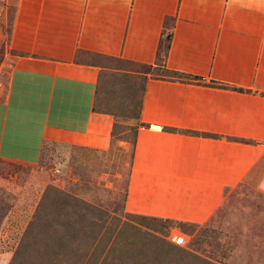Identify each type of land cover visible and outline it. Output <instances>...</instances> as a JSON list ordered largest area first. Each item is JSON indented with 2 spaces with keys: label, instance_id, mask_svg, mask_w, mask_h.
Segmentation results:
<instances>
[{
  "label": "crops",
  "instance_id": "obj_1",
  "mask_svg": "<svg viewBox=\"0 0 264 264\" xmlns=\"http://www.w3.org/2000/svg\"><path fill=\"white\" fill-rule=\"evenodd\" d=\"M5 2L1 159L35 163L46 144L109 148L93 55L197 78L146 74L127 212L207 222L264 162V0ZM256 187L264 194V165Z\"/></svg>",
  "mask_w": 264,
  "mask_h": 264
},
{
  "label": "rangeland",
  "instance_id": "obj_2",
  "mask_svg": "<svg viewBox=\"0 0 264 264\" xmlns=\"http://www.w3.org/2000/svg\"><path fill=\"white\" fill-rule=\"evenodd\" d=\"M13 17L0 0V64L11 53ZM84 56L100 67L93 109L112 125L110 146L46 144L35 163L0 158V264H264V194L256 187L264 162L227 190L207 222L126 211L144 80L167 73Z\"/></svg>",
  "mask_w": 264,
  "mask_h": 264
},
{
  "label": "trees",
  "instance_id": "obj_3",
  "mask_svg": "<svg viewBox=\"0 0 264 264\" xmlns=\"http://www.w3.org/2000/svg\"><path fill=\"white\" fill-rule=\"evenodd\" d=\"M159 62L161 63V59H159ZM149 67V66H148ZM149 69L151 70V67H149ZM163 71H165L167 74H162V75H165V76H170V77H179L181 78L180 80H182L183 82L185 81H193V80H197V78H194L192 76H189V75H186V74H183V73H178V72H174V71H169V70H164L162 69ZM98 91V90H97ZM97 94V93H96ZM32 229V222L29 224V229L28 231L30 232V230ZM28 233V232H27Z\"/></svg>",
  "mask_w": 264,
  "mask_h": 264
}]
</instances>
